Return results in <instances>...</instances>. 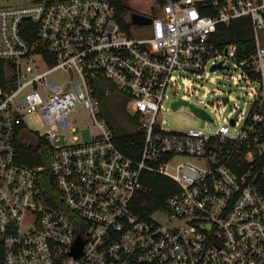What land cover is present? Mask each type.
Here are the masks:
<instances>
[{
  "label": "built area",
  "instance_id": "obj_1",
  "mask_svg": "<svg viewBox=\"0 0 264 264\" xmlns=\"http://www.w3.org/2000/svg\"><path fill=\"white\" fill-rule=\"evenodd\" d=\"M0 1V264H264V0ZM241 17L254 30L247 59L216 36ZM208 65L239 70L221 77L240 92L193 101ZM107 99L124 104L127 131L142 132L139 157L116 145ZM181 105L206 124L168 126L166 111ZM81 106L91 139L63 140ZM31 115L45 131L27 129ZM38 143L47 163L22 161L20 147ZM177 155L198 163L173 165ZM145 172L178 189L142 215Z\"/></svg>",
  "mask_w": 264,
  "mask_h": 264
},
{
  "label": "rangeland",
  "instance_id": "obj_2",
  "mask_svg": "<svg viewBox=\"0 0 264 264\" xmlns=\"http://www.w3.org/2000/svg\"><path fill=\"white\" fill-rule=\"evenodd\" d=\"M1 3V1H0ZM133 7L141 12H147L148 6L147 3L143 1H137L133 2ZM127 18L129 16L127 15ZM131 25H133V32L136 35H147L149 32V26H140V25H134L132 22H130ZM259 37L261 42L264 44V30H261L259 32ZM207 70H209V74L205 75V79L201 80L198 79L203 86H198L196 84H193V88L198 90V94L195 92L192 96V100L196 101L203 100L204 102H209L211 100H214L215 98L225 96L227 93H239L240 89L233 83L232 80L221 77L224 73H237L239 70H229V69H217L215 71H210V67L208 65ZM52 76L59 82H64L68 78V74L63 70H58L52 74ZM213 79V80H212ZM180 91L178 95H176L177 98H179L185 90V87L183 84H180ZM217 90H221L222 94H215ZM206 96H204V93H206ZM172 99L167 101V104L169 105L171 103ZM122 103L120 101H115L112 104H108L109 111H110V117L109 120L111 124L113 125L114 129L120 130L124 129L126 130V118L119 114L123 110ZM72 120L77 124L75 131L71 132L69 129L64 130V132L61 135V138L64 140L66 137L67 141H72L73 137L77 135L78 139L87 141L91 139V134L89 131V128L87 127L92 122V118L90 114L87 112V109L85 107L81 106L77 109V111L73 112L71 114ZM166 124L171 127L175 128H183V127H202L206 124V120L199 118L193 114L192 108L187 105H181L178 110H173L171 107V110L166 111L165 114ZM25 122L27 124V129L31 131H45L46 126L44 122L38 117V115H31L27 116L25 118ZM207 124L211 125L210 122H207ZM181 162H195L198 163V160L194 157L189 156H175L172 159V164L176 165ZM154 217L161 222L165 221V214L161 211L156 212L154 214Z\"/></svg>",
  "mask_w": 264,
  "mask_h": 264
},
{
  "label": "trees",
  "instance_id": "obj_3",
  "mask_svg": "<svg viewBox=\"0 0 264 264\" xmlns=\"http://www.w3.org/2000/svg\"><path fill=\"white\" fill-rule=\"evenodd\" d=\"M125 13V8H121V15H126ZM216 36L220 44H236V56L239 59L249 58L255 49L253 24L249 17L234 19L229 24H220ZM113 103L110 99H107L104 106L113 105ZM122 107L123 110L121 113L119 112L120 115L125 114L124 104ZM131 124H137L136 117H131ZM114 130V140L118 148L130 157H139L143 146L142 132H131L124 129ZM20 154L21 160L28 163L42 164L48 161V156L44 155V148L40 143L35 147L33 145L21 146ZM143 182L145 186L149 187V193L137 196V210L142 215L163 206L165 198L178 189L172 179L157 173L145 172Z\"/></svg>",
  "mask_w": 264,
  "mask_h": 264
},
{
  "label": "water",
  "instance_id": "obj_4",
  "mask_svg": "<svg viewBox=\"0 0 264 264\" xmlns=\"http://www.w3.org/2000/svg\"><path fill=\"white\" fill-rule=\"evenodd\" d=\"M133 21L137 24H145V23H149L151 22V19L149 17H145V16H142V15H139V14H134L133 15ZM221 64H217L215 66H213V69H216L217 67H219ZM180 104V102H175L173 104V106L176 108L178 105ZM194 109L199 112V113H202V115H206L205 113H203V111H201L200 109H197L194 107ZM80 254V252L78 253Z\"/></svg>",
  "mask_w": 264,
  "mask_h": 264
}]
</instances>
